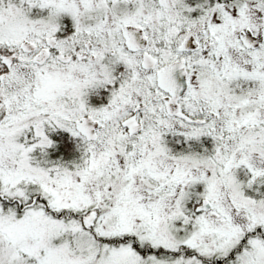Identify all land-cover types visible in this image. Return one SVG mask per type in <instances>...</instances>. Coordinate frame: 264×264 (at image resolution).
<instances>
[{
  "label": "snow or ice",
  "instance_id": "snow-or-ice-1",
  "mask_svg": "<svg viewBox=\"0 0 264 264\" xmlns=\"http://www.w3.org/2000/svg\"><path fill=\"white\" fill-rule=\"evenodd\" d=\"M0 264H264V0H0Z\"/></svg>",
  "mask_w": 264,
  "mask_h": 264
}]
</instances>
